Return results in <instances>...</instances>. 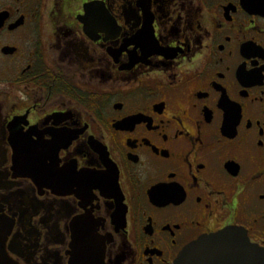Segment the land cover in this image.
<instances>
[{"label":"flooded vegetation","instance_id":"obj_1","mask_svg":"<svg viewBox=\"0 0 264 264\" xmlns=\"http://www.w3.org/2000/svg\"><path fill=\"white\" fill-rule=\"evenodd\" d=\"M264 251V0H0V264Z\"/></svg>","mask_w":264,"mask_h":264},{"label":"water","instance_id":"obj_2","mask_svg":"<svg viewBox=\"0 0 264 264\" xmlns=\"http://www.w3.org/2000/svg\"><path fill=\"white\" fill-rule=\"evenodd\" d=\"M173 264H264V251L241 229L229 228L190 244Z\"/></svg>","mask_w":264,"mask_h":264}]
</instances>
